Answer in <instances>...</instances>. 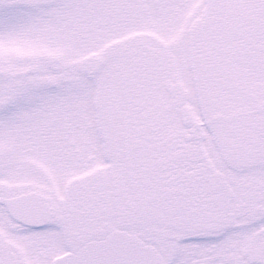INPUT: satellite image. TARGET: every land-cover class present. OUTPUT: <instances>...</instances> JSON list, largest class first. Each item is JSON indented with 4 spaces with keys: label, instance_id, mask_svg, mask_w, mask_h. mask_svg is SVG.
I'll use <instances>...</instances> for the list:
<instances>
[{
    "label": "snow or ice",
    "instance_id": "obj_1",
    "mask_svg": "<svg viewBox=\"0 0 264 264\" xmlns=\"http://www.w3.org/2000/svg\"><path fill=\"white\" fill-rule=\"evenodd\" d=\"M0 264H264V0H0Z\"/></svg>",
    "mask_w": 264,
    "mask_h": 264
}]
</instances>
